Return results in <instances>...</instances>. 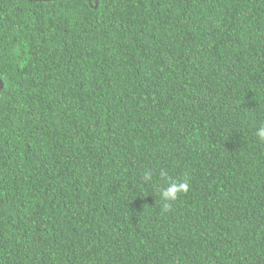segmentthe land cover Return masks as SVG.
<instances>
[{
    "label": "trees",
    "instance_id": "trees-1",
    "mask_svg": "<svg viewBox=\"0 0 264 264\" xmlns=\"http://www.w3.org/2000/svg\"><path fill=\"white\" fill-rule=\"evenodd\" d=\"M0 82V264H264V0H0Z\"/></svg>",
    "mask_w": 264,
    "mask_h": 264
},
{
    "label": "clouds",
    "instance_id": "clouds-1",
    "mask_svg": "<svg viewBox=\"0 0 264 264\" xmlns=\"http://www.w3.org/2000/svg\"><path fill=\"white\" fill-rule=\"evenodd\" d=\"M255 136L260 141H264V124H261L258 127ZM160 176L161 178L168 176L167 171L162 170L160 172ZM150 179H151V173H146L145 180H150ZM189 187L190 185L186 180L185 181L172 180L169 177L167 187L162 188L159 193L163 208L168 209L171 206L170 202L176 201L181 193H186L189 190Z\"/></svg>",
    "mask_w": 264,
    "mask_h": 264
},
{
    "label": "water",
    "instance_id": "water-1",
    "mask_svg": "<svg viewBox=\"0 0 264 264\" xmlns=\"http://www.w3.org/2000/svg\"><path fill=\"white\" fill-rule=\"evenodd\" d=\"M17 1H23V0H17ZM28 1H54V0H28ZM2 83L0 82V91L2 89Z\"/></svg>",
    "mask_w": 264,
    "mask_h": 264
}]
</instances>
